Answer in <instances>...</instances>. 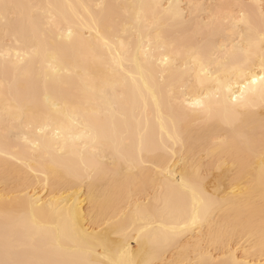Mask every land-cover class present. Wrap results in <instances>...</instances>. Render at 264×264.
<instances>
[{"label":"bare ground","instance_id":"1","mask_svg":"<svg viewBox=\"0 0 264 264\" xmlns=\"http://www.w3.org/2000/svg\"><path fill=\"white\" fill-rule=\"evenodd\" d=\"M3 4L15 7L6 18L0 7V53H12L7 70L0 56V261L264 264V64L258 42L251 56L225 70L232 89L238 83L252 89L235 130L241 116L226 99L227 88L210 120L174 102L158 106L167 87L156 72L142 75L126 51L129 41L138 43L139 32L145 40L160 32L169 51L172 44L177 52L196 47L215 66L218 57H231L239 40L240 11L258 22L261 0H213L206 19L198 16L204 10L198 0ZM97 4L120 19L122 33L127 27L124 47L110 25L97 24ZM13 34L24 37L19 45ZM187 59H179L178 71ZM49 63L59 68L54 85L45 79ZM53 99L69 104V117L101 113L98 135L54 156L33 151L25 137L35 141L37 109L52 111ZM142 140L152 155L146 152L145 164L133 167L128 161L139 155ZM178 177L197 180L216 201L206 215L201 209L203 222L194 229L182 225L201 206ZM103 241L107 248L97 250Z\"/></svg>","mask_w":264,"mask_h":264},{"label":"snow or ice","instance_id":"2","mask_svg":"<svg viewBox=\"0 0 264 264\" xmlns=\"http://www.w3.org/2000/svg\"><path fill=\"white\" fill-rule=\"evenodd\" d=\"M0 7L3 8L6 18L8 12L15 6L3 4ZM95 7L99 10L97 24L101 26L110 25L112 38L119 40L121 46L124 47L129 35L127 27H125L122 33L120 19L117 17L109 18L105 14L104 10L108 7L107 5L97 4ZM238 7L243 9L244 6L240 5ZM236 25L239 30V40L233 45L231 57H218L215 66H213L210 60L206 59L203 51L196 47H188L186 51L181 50L177 52V45L172 44L171 51H169V45L160 32H157L155 37L150 32L147 40H145L144 33L139 32L138 43L129 41L126 51L129 55L134 56L142 75L151 76L153 72H156L159 74L161 87H167V96L164 97L162 95L160 97V100L157 102L158 106L161 100H165L169 104L174 102L177 105H181L186 111L195 112L205 118V120H210L214 112L221 106L222 94L225 88H227L226 99L231 103L233 111H237L238 115L241 116V120L233 125L235 130L242 123L243 113H240L239 109L247 106V94L252 89H250L248 84H244L243 88H241L239 83L236 89H232L231 80L225 78L227 76L225 70L229 63H236L246 56H251L257 46V42L261 63L264 64V0H261V17L258 22L251 13L240 11ZM22 38L24 37H21L19 34L12 35V39L18 45L21 43ZM157 54H159V58ZM184 55L188 59L185 60L183 70L178 71L179 59ZM0 56H3L7 70L8 62L12 59V53L11 51L0 53ZM16 56L19 58L20 53L17 52ZM13 67H16V65H13ZM58 72L59 68L53 63H49L45 79L51 81L54 85ZM193 76L195 77V81H193ZM260 79L264 82V77ZM250 83L254 85L256 81L252 80ZM188 88L193 89L192 95L185 94V90ZM178 89L179 92L177 91ZM51 108L53 109L52 111H49L47 108L37 109L40 115L34 126L36 133L35 141L25 137L26 143L31 145L33 151L48 150L50 155L54 156L56 150L64 153L73 147L75 142L85 138L93 139L98 135L101 113H84L69 117L67 115L69 104L61 103L59 99H53ZM66 121H70V124L66 123ZM113 131H117L115 126H113ZM69 139L73 142L71 145L69 144ZM61 140L64 142L63 145H61ZM146 152L148 156L152 155L151 148H146L142 140L139 155L134 156L128 163L133 167L145 164L147 158L145 156ZM166 175H171V169L167 171ZM177 179L185 191L191 192L194 205L198 203L201 206L200 208H194L190 217L182 225L183 229H194L203 222L204 215H202L201 209H203L206 215L215 206V198L213 195L205 193L197 180L188 182L179 177ZM173 231H175V228ZM96 247L97 250L101 247L106 249L107 242H97ZM117 250L119 251V249ZM121 256L123 257V253H121ZM0 264H22V262L2 260ZM81 264H139V262L130 258H113L110 260L105 258L100 260L89 259L81 262ZM204 264H207V262H204ZM236 264H240V262H236Z\"/></svg>","mask_w":264,"mask_h":264},{"label":"rangeland","instance_id":"3","mask_svg":"<svg viewBox=\"0 0 264 264\" xmlns=\"http://www.w3.org/2000/svg\"><path fill=\"white\" fill-rule=\"evenodd\" d=\"M199 2H201L202 3V7H203V11H199L198 12V16L200 17V18H202V19H206V17H207V15H208V9H207V6L208 5H210V4H212V2H213V0H198ZM242 2H245V3H248V2H250V0H241ZM184 2H185V0H184ZM234 9H233V12L235 13L236 11H237V6L236 5H233L232 6ZM186 14H187V12H186ZM206 16V17H205ZM188 17V15H186V18ZM5 41H7V39L5 40ZM9 41H7L6 43H8ZM10 43V42H9ZM202 153V152H201ZM200 153V154H201ZM203 154V153H202ZM205 158V157H204ZM203 158V159H204ZM206 159V158H205ZM204 159V160H205ZM243 240H241L240 242H243L244 241V243H245V238L243 237L242 238ZM248 241V240H247ZM245 244H247V242L245 243ZM131 246L134 248L135 247V242L132 240L131 241ZM170 253H173V251H170V252H167L166 254H165V256L167 257V258H169L170 257ZM169 255V256H168ZM156 264H158V263H156ZM191 264H194L193 263V261H192V263Z\"/></svg>","mask_w":264,"mask_h":264}]
</instances>
